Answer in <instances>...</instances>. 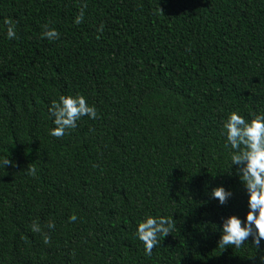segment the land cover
<instances>
[{
    "label": "trees",
    "instance_id": "obj_1",
    "mask_svg": "<svg viewBox=\"0 0 264 264\" xmlns=\"http://www.w3.org/2000/svg\"><path fill=\"white\" fill-rule=\"evenodd\" d=\"M62 93L98 118L57 138L47 107ZM236 108L264 110V0H0V152L14 162L0 169V264H261L264 242L217 243L221 217L247 211L221 135ZM145 213L174 219L150 257Z\"/></svg>",
    "mask_w": 264,
    "mask_h": 264
},
{
    "label": "clouds",
    "instance_id": "obj_2",
    "mask_svg": "<svg viewBox=\"0 0 264 264\" xmlns=\"http://www.w3.org/2000/svg\"><path fill=\"white\" fill-rule=\"evenodd\" d=\"M158 10H161L160 7ZM84 19V8L74 16L73 23L79 25ZM5 29L4 35L8 40L18 39L17 23L11 18L5 17L2 21ZM104 25L100 24L97 31L103 32ZM41 38L49 41L59 39L60 33L55 27L44 25ZM48 117L52 121V127L48 134L52 137H63L68 131L77 127L78 121L87 116L89 120L98 118V110L95 104L89 103L82 93L59 94L47 107ZM221 135L225 138V144L229 147L230 169L235 168L246 195L247 211L243 217L237 214L222 216L218 231L220 233L218 246L223 250L227 247L241 248L246 243L262 251L264 242V110L249 111L247 116L240 109H231L221 121ZM14 164L9 159V154L0 152V169ZM27 175L35 176L37 169L34 165L25 168ZM210 198L216 199L223 206L233 197L231 189L223 184L211 188ZM77 220L75 213L68 216V222ZM173 216L153 215L145 213L135 225V236L142 243L145 256H151L153 248L161 243L174 226ZM55 228V223L49 221L47 229ZM30 231L40 233L43 243L49 244L51 237L39 223L33 221ZM264 264V256L261 258Z\"/></svg>",
    "mask_w": 264,
    "mask_h": 264
}]
</instances>
